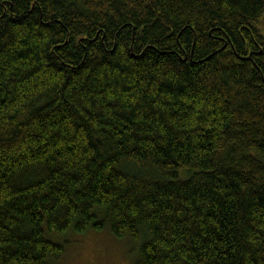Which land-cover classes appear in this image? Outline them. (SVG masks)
<instances>
[{
    "label": "trees",
    "instance_id": "obj_1",
    "mask_svg": "<svg viewBox=\"0 0 264 264\" xmlns=\"http://www.w3.org/2000/svg\"><path fill=\"white\" fill-rule=\"evenodd\" d=\"M263 22L264 0H0V264L89 232L132 264H264Z\"/></svg>",
    "mask_w": 264,
    "mask_h": 264
},
{
    "label": "rangeland",
    "instance_id": "obj_2",
    "mask_svg": "<svg viewBox=\"0 0 264 264\" xmlns=\"http://www.w3.org/2000/svg\"><path fill=\"white\" fill-rule=\"evenodd\" d=\"M264 23V22H263ZM58 264H132L134 257L130 242H120L108 232L74 235ZM125 250H122V249Z\"/></svg>",
    "mask_w": 264,
    "mask_h": 264
}]
</instances>
